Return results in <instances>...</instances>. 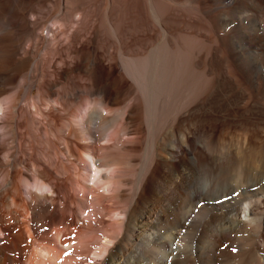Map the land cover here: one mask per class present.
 Instances as JSON below:
<instances>
[{
  "label": "bare ground",
  "instance_id": "bare-ground-1",
  "mask_svg": "<svg viewBox=\"0 0 264 264\" xmlns=\"http://www.w3.org/2000/svg\"><path fill=\"white\" fill-rule=\"evenodd\" d=\"M125 1L137 9L140 30L128 40L117 33L125 51L118 55L104 46V30L92 17ZM171 1L0 0V63L9 61L0 64V97L8 95L0 98V264H264V186L245 208L206 214L183 245L174 243L197 189L213 197L259 180L264 135L240 144L212 137L217 107L233 86L221 84L205 104L201 82L214 58L199 45L187 55L169 50L171 44L154 53L157 24L169 33V21L186 22L183 10L157 15L158 2ZM43 7L57 16L39 33ZM263 12L264 0L224 12L225 23L243 22L235 50L220 39L230 60L238 56L247 65L264 42ZM192 23L199 38L198 20ZM259 105L249 114L254 123H264Z\"/></svg>",
  "mask_w": 264,
  "mask_h": 264
},
{
  "label": "rangeland",
  "instance_id": "rangeland-1",
  "mask_svg": "<svg viewBox=\"0 0 264 264\" xmlns=\"http://www.w3.org/2000/svg\"><path fill=\"white\" fill-rule=\"evenodd\" d=\"M172 1H171V4L169 3V5H167L163 2H158V4H157V8H158L157 15L164 17V14H166V12L164 11L165 9H167L169 11V14L173 15V16L176 15L173 13H177L178 11L183 10L185 12V15L187 14L186 22H185L184 26H180L178 24V22L176 21V19L174 21L171 20L172 23H171V21H169L170 28L172 29L171 31H169V33H165L161 29L159 24H157L156 25L155 40H154V47H153L154 53L158 52L157 54H159V53H161V50H162V53L166 52L168 50L169 45L171 44L169 47V50H173V52L175 51L174 52L175 54H179V53L181 54V52L184 55L185 54L187 55L188 53L192 54L194 49L198 48L203 52V54L206 58H211V56H212L214 58L213 59L214 60L213 61V69L214 70H213V72L204 71L205 73H203V78H202V82H201V94L203 96L204 103L205 104L208 103L213 92L216 91L217 88L221 84H223L224 86H227V87H230L231 85L233 86V91H231V93H229L227 96H225L226 94L223 96V98H224L223 102L224 103L219 105V107H217L218 108L217 111H220V112L219 113L216 112V120H215L216 122H214L215 124L211 125L212 128L210 127L212 129V131H211L212 137L215 140L216 139L221 140V141L224 140V142L228 141V143L231 142V143H236V144L244 143L246 141V139L248 141H256V139L258 140L260 138V135L261 136L264 135L263 134L264 133V123H261L259 120L255 121V123H254L253 121H251L252 118H250L249 114L252 115L255 112V109L259 104H261L259 106L264 107V42L261 40L254 46V48H255L254 49V55L250 56L247 59V65H246V64H243L239 60L238 56H237V59L235 61L230 60L227 57L228 49L225 46H223L221 44V41H220V39L222 37L227 39V40L229 39L228 41H231V43L233 40H235L237 30L243 24V22H242V20L235 19L233 22L231 21V23H225V21L223 20V14L225 11L231 9L233 6L240 5L241 2H243V0H213L212 2H209V3H206L205 0H176V1L174 0L173 3H172ZM174 2H178L179 4L176 5V3H174ZM104 5H105V3H104ZM117 6H119V10L117 9L116 12L112 13V8L108 10L106 8V5H105L104 6L105 7L104 12H103L104 16L101 15V13L99 11L97 17L94 16L92 18L98 22V23L96 22V25L101 30H104V44H106L104 46L108 49H113L114 51H116L118 53V55L122 52V55H123V52H125V51L116 45V44H118L117 33H119V36L121 37L122 40H128L127 37L130 38L133 31H134V33H136L137 31L140 30V28H139V24H138V19L136 18V15H135L137 9L136 8L134 9L133 5H131L125 1L123 5L118 4ZM47 8L48 7H43L41 9L42 14H43V16H42L43 17L42 18L43 19V21H42L43 22V25H42L43 28L37 29L39 33H41V31H43V29L46 30L47 26L53 25L54 20H56L55 17L57 16V12L51 11V9H49V8L47 9ZM209 14L211 16H209ZM30 15H28L30 19H33V20L39 19L37 15H34V16L33 15L30 16ZM127 15L128 16L130 15V16L127 17ZM193 17L195 19H197L198 23H199V27L201 30V32H200L201 36H199V38H197V36H196L197 31H195L196 29H194V25L192 23ZM214 17H216L215 18L216 21L212 20ZM263 23L264 22H261L260 29L258 30V33L261 35H264V24ZM49 24H51V25H49ZM175 26H177V28ZM163 33H164V35H163ZM195 38H197L199 40L196 39V41H195ZM166 40H168V41H166ZM189 40H190V42H189ZM178 41H181V43L183 42L182 45L184 44L185 46L183 45L184 47H182V48L184 50L182 48L180 49ZM177 42H178V44H177ZM194 42H196V44ZM231 43H230V46L235 50V46L233 45V43L232 44ZM175 44H177V45L175 46ZM191 44L194 45V47L192 46V49L190 47ZM113 45H114V47H113ZM198 45H199V47H197ZM162 46H164V47H162ZM185 49H187V51ZM105 50H107V49H105ZM239 52L245 53L244 46L241 45V47L239 48ZM126 53H128V51H126ZM223 60H225L226 62ZM8 63H9L8 59H6L4 57L1 58L0 64L2 67H7ZM253 64H254V66H253ZM224 81H225V83H224ZM15 90H16L15 88L14 89L12 88L8 94L11 95L12 92L14 94ZM142 91H144V90H142V89L138 90V96L141 97L140 99H141L143 104H147V100H146L147 98H146L145 92H144V94H142L143 93ZM235 95L238 96L237 97L238 102H236V103L234 102V104H233L234 106H233L232 103H230V101L234 99ZM4 96L6 97L8 95H3L0 98H3ZM5 102H7V101L6 100L3 101L2 111H4V109L6 107ZM224 107H226V108H224ZM224 109H226L227 111H225ZM146 113L147 112H145V116L148 117ZM242 115H243V117H242ZM106 118H110V117L107 116ZM108 120H110V119H108ZM215 125H216V127H214ZM104 127H102V128L99 127V129L97 127L96 130L98 129L99 132H100V130H101V132H103V131L106 132L108 130V127H105V129H104ZM256 128H257V130H256ZM243 133H244V135H243ZM242 135L244 136V138ZM251 135H253L252 136L253 138L251 137ZM146 136H148V135H146ZM241 137H242V139H241ZM254 137H256V138H254ZM220 138H222V139H220ZM236 139H238V140H236ZM212 150H213V148H212ZM189 157H190L189 155L186 156V161L188 164H189V162L191 163V160H192V158L191 157L189 158ZM0 159L1 160L3 159V156L1 154H0ZM90 169L92 170V168H90ZM253 173H255V172L253 171ZM259 180H255L252 182L246 181L245 183L241 182L242 184H238V185L236 184V188H233L230 191H227L226 193L222 192L220 194H215L213 197L210 196L212 194H209L208 192L205 194H199V191L200 190L203 191V190L197 189L198 193L196 194V197L193 198L194 201H192V203L193 202L194 203H193L191 212L187 216V218L184 222V225L180 228L177 236L175 237L174 243L176 244V243H179L180 241L181 242L184 241L185 238L183 239V237L185 236L187 231H189L191 228H192V230L194 228H197V226L199 225V224H197V222L200 223V221L203 219V216H205L206 214L209 216L212 213L227 212L228 210H230L234 207H237V206H238V208H245V206L249 200L248 198L252 197V195L255 193V191L259 190L261 187L264 186V173L261 177H259ZM179 181H180V179H179ZM218 182H219L218 179L214 180L212 182V184H213L212 186H217ZM30 187L32 190L36 191V188L34 187V185H31ZM192 196H194V195H192ZM220 207L222 209H220ZM208 216H206V218ZM80 217L83 218L84 216L80 215ZM194 231H195V229H194ZM90 238H91V236L88 237L87 239H90ZM90 240H93L92 242L90 241V244L91 243H93V245L96 244V240H97L96 237H95V239H94V237H92V239H90ZM187 242L188 243L186 244V246L187 247L191 246L192 242L190 240ZM183 244L184 243L182 242L181 245H183ZM193 248H194V245L192 247V250L194 253ZM90 255H91V258H94L95 260H97L96 259L97 257L95 258L94 254H90ZM91 264H95V263H91Z\"/></svg>",
  "mask_w": 264,
  "mask_h": 264
},
{
  "label": "snow or ice",
  "instance_id": "snow-or-ice-1",
  "mask_svg": "<svg viewBox=\"0 0 264 264\" xmlns=\"http://www.w3.org/2000/svg\"><path fill=\"white\" fill-rule=\"evenodd\" d=\"M67 254V253H66Z\"/></svg>",
  "mask_w": 264,
  "mask_h": 264
}]
</instances>
